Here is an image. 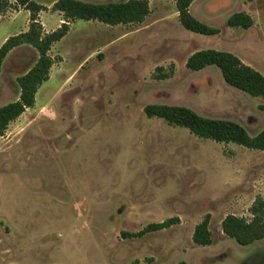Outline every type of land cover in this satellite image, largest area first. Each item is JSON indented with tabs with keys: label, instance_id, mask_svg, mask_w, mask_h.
Listing matches in <instances>:
<instances>
[{
	"label": "rangeland",
	"instance_id": "1",
	"mask_svg": "<svg viewBox=\"0 0 264 264\" xmlns=\"http://www.w3.org/2000/svg\"><path fill=\"white\" fill-rule=\"evenodd\" d=\"M148 1L141 23H70L51 46L33 107L0 136V264H264V240L239 245L221 231L225 215L249 217L255 197L264 199V149L201 138L143 112L183 105L257 134L262 99L227 85L216 66L192 71L185 61L212 48L264 74V0L195 2L191 14L218 28L214 35L183 28L175 0ZM51 7L48 29L62 22ZM243 8L253 25L228 27ZM8 12L0 45L26 21L21 12L10 24ZM37 58L27 44L7 54L0 106L18 98L17 78ZM207 213L212 243L197 245L193 229ZM170 217L178 219L167 228L126 235Z\"/></svg>",
	"mask_w": 264,
	"mask_h": 264
},
{
	"label": "trees",
	"instance_id": "2",
	"mask_svg": "<svg viewBox=\"0 0 264 264\" xmlns=\"http://www.w3.org/2000/svg\"><path fill=\"white\" fill-rule=\"evenodd\" d=\"M194 0H175L177 18L181 26L191 32L214 35L219 29L194 17L189 6ZM19 7L29 12L26 31L7 37L0 45V70L7 54L14 48L27 44L38 53L34 65L17 78L18 98L0 106V136L8 125L16 120L26 109L33 107L35 94L40 85L49 78L53 58L49 54L51 46L63 38L69 31V25L77 19L98 21L107 25L141 23L150 13L148 0L107 1L100 3L81 0H56L51 9L61 12L60 25L49 32L43 30L39 12L45 7L33 0H0V16L9 9ZM252 17L244 11L232 13L226 19L228 27L249 29L253 25ZM216 66L224 82L250 96L262 99L259 105L264 110V74L246 64L232 52L212 48L192 52L185 61V67L199 71L207 66ZM162 69V67H158ZM162 74L161 78H167ZM146 117L163 119L169 125L185 127L190 133L215 142L235 143L250 149H264V127L255 135H250L238 122L225 118L206 117L183 105L149 103L143 107ZM249 217L227 214L221 220V231L239 245H249L257 240H264V199L255 197L249 207ZM177 217H170L161 222L147 224L141 230L127 233L130 237H140L145 233L169 227ZM210 214L194 226L192 241L197 245H209L212 236L209 229ZM178 264H186L181 261Z\"/></svg>",
	"mask_w": 264,
	"mask_h": 264
},
{
	"label": "crops",
	"instance_id": "3",
	"mask_svg": "<svg viewBox=\"0 0 264 264\" xmlns=\"http://www.w3.org/2000/svg\"><path fill=\"white\" fill-rule=\"evenodd\" d=\"M33 1H35V0H33ZM56 0H53V1H51V3H47V2H45V1H43V0H41V1H35L36 3H38V4H40V5H42V6H44L45 7V9L44 10H41L40 12H39V20H40V22H41V24H42V26H43V30L45 31V32H49V31H52L53 29H55L56 27H57V25H55V27H53V28H51V29H48L46 26H45V24H44V19H45V14H46V12H51L50 11V7L53 5V3L55 2ZM123 1H126V0H123ZM197 1H199V2H201V5H202V7L203 6H205V5H207V4H211V1H207V0H194L192 3H191V5L189 6V10L191 9V7H192V5L195 3V2H197ZM227 1H231V0H227ZM249 1H251V0H249ZM148 3H149V1H148ZM150 8V7H149ZM244 10H240V11H244V12H246L247 14H249L250 16H251V13L249 12V10L248 9H246V8H243ZM12 10V13H10V12H8V13H10V15L8 16V17H6V19H8V22L11 24V23H14V17H16V15H18L19 13H21V12H23L25 15H26V21H24V22H22L20 25L18 24L17 26H15L14 28L16 29L15 31H13L14 33V35L15 34H18V33H20V32H23V31H26L27 30V22H28V11L26 10V9H24V8H21V7H19L17 10L16 9H11ZM151 11V10H150ZM177 12V11H176ZM237 12V11H236ZM55 13H57V15L59 16V21H62V19H60V17H61V12H59V11H55ZM234 13V12H233ZM232 14V13H231ZM230 14V15H231ZM177 15V14H176ZM148 16V15H147ZM146 16V17H147ZM146 17H145V19H146ZM252 17V16H251ZM0 18H2L1 16H0ZM228 18V17H227ZM252 19H253V17H252ZM254 21V20H253ZM11 36V35H10ZM7 37H9L8 35L7 36H5L4 37V39H3V41H2V43L4 42V40L7 38ZM20 47V46H19ZM17 48V47H16ZM15 49V48H14ZM12 51V50H11ZM25 112V111H24ZM23 114V113H22Z\"/></svg>",
	"mask_w": 264,
	"mask_h": 264
}]
</instances>
